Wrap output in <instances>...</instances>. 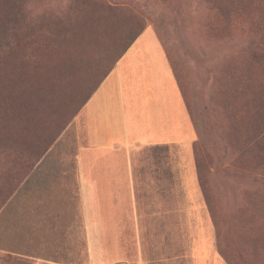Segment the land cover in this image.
<instances>
[{"label":"rangeland","instance_id":"374dc122","mask_svg":"<svg viewBox=\"0 0 264 264\" xmlns=\"http://www.w3.org/2000/svg\"><path fill=\"white\" fill-rule=\"evenodd\" d=\"M99 1L114 5L116 17L104 15ZM211 1L0 0V37L9 20L0 71V264H39V258L85 263L82 221L73 220L74 230L66 229L57 243L51 224L37 216L38 192L30 184L43 177L61 147L65 160L59 155V162L76 164L84 123L79 119L59 145L55 128L84 84L88 93L93 89L88 69L102 71L99 81L107 79L126 31L139 24L145 31L136 51L148 56L149 70L165 52L192 107L197 139L188 156L174 146L172 157L135 158L172 162L174 209L188 170L189 195L201 209V221L190 212L187 234L163 236L172 241L153 246L149 261L264 264V0H218L221 10ZM47 137L54 139L48 151L26 168L29 152ZM68 174L76 180L75 171ZM121 253L124 264L136 261L133 241Z\"/></svg>","mask_w":264,"mask_h":264},{"label":"crops","instance_id":"0c3cea01","mask_svg":"<svg viewBox=\"0 0 264 264\" xmlns=\"http://www.w3.org/2000/svg\"><path fill=\"white\" fill-rule=\"evenodd\" d=\"M143 35L59 139L58 145L81 119L85 136H77L82 146L77 148L76 164L62 163L65 152L61 147L56 161L43 167V177L30 184L38 192L37 216L44 225L51 224L57 243L66 229L69 233L74 230L73 220L82 221L87 247L84 264H111L114 259L124 264L121 251L130 240L135 249L133 264H151L150 249L162 241L165 245L172 241L163 236L172 235L174 230L187 234L190 212H196L198 223L201 221L200 200L189 195L188 170L180 181L185 194L175 201L179 204L174 209L172 162L140 163L135 158L145 153L172 157L174 146L182 156H188L190 144L197 139L195 124L165 52L157 56L161 62L149 70L145 64L148 56L136 51ZM180 166L183 170L188 164ZM68 170L75 171V181L67 175ZM65 220H69L67 227ZM38 260L39 264H72Z\"/></svg>","mask_w":264,"mask_h":264},{"label":"trees","instance_id":"16d2710c","mask_svg":"<svg viewBox=\"0 0 264 264\" xmlns=\"http://www.w3.org/2000/svg\"><path fill=\"white\" fill-rule=\"evenodd\" d=\"M99 4H100V7H99L100 11H102L104 15H106L107 17H110V18L116 17L117 13H115V12L117 11V9L114 5L108 4V3H102L101 1H99ZM211 4L215 10H221L222 9V6L218 0H212ZM83 7H84V5H81L79 9H81ZM138 19H139V17H134V22H137ZM4 22H6V26L3 28V30H2L3 34L0 37V71H1V68L3 66L2 64H3V60H4V56H3L4 47L9 48V46H8L9 44L6 41L7 40V33H9V31L7 30V25L9 24L8 18H5ZM138 23H136V24H138ZM111 29H113V27ZM144 31H145V26L143 24L135 25L134 29L131 28V31H129V32L126 31L125 36L123 38V43L125 42L123 50L120 54L116 55L113 58V64L117 65L120 62V60L124 57V55L127 53V51L136 42V40L143 34ZM5 43H7L8 45ZM112 56L113 55L109 56L108 60ZM175 71H176V68H175ZM176 73H177V71H176ZM101 74H102V71H99V70L91 71L90 69H88V81H89L90 76H92V79H94L93 89L91 90V92L88 93V82H86L84 84L83 88H81L79 90L80 91L79 96L77 98H74L72 101H70V103L68 104V107L66 108L67 110L65 111V114L62 115V118L59 121V127L55 128V130L57 129V132L59 131V135H58L59 137H61L63 135V133L68 129V127L79 116L80 112L83 110L85 105L88 103L89 99L94 95V93L102 85V83L104 82V80L106 78L102 81H99ZM175 77H176V75H175ZM178 84H179V82H178ZM179 86H180V84H179ZM180 89H181V87H180ZM182 94H183V92H182ZM187 106H188V109H190V110L192 109V107L189 103ZM46 110H50V107L47 108ZM191 113L193 115V110H191ZM191 113H190V115H191ZM192 115H191V117H192ZM196 124L198 126L200 125L197 120H196ZM54 133H55V131H54ZM51 137H52V135H51ZM53 140L54 139H51V138L49 140L47 137L44 139V141L42 142L41 145H39L34 150H31L29 152L31 157L29 156V154L27 155L28 157H27V161H26V163H27L26 168H28L29 162L34 160L35 156H37L39 154V156L41 157L43 154H45L48 151V149L50 148V143L54 142ZM47 144H48V147H46Z\"/></svg>","mask_w":264,"mask_h":264}]
</instances>
